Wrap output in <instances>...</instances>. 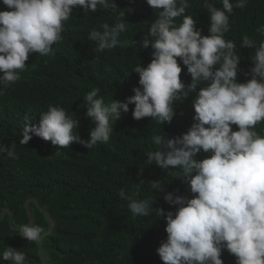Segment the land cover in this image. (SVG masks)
I'll list each match as a JSON object with an SVG mask.
<instances>
[{
	"label": "clouds",
	"instance_id": "1",
	"mask_svg": "<svg viewBox=\"0 0 264 264\" xmlns=\"http://www.w3.org/2000/svg\"><path fill=\"white\" fill-rule=\"evenodd\" d=\"M146 3L156 18L144 25L141 40L130 42L123 38L128 31L125 10L115 0H2L0 95L20 82L30 55L41 59L55 55L53 46L63 41L74 9L111 10L115 16L114 23H102L87 37L97 58L129 43L152 50L146 67L141 63L132 69L139 75L134 95L106 102L99 87L84 95L86 118L93 125L89 140L74 131L79 127L77 118L50 104L38 123L25 117L20 144L27 145L35 136L60 149L78 142L91 150L110 141L113 124L130 111V105H134V120L149 118L164 126L176 117V102L191 97L194 115L187 131L173 137L154 133L150 137L154 148L145 154L146 165L175 176L188 194H181L179 187L164 194L163 200L173 209L167 211L154 208L156 201L150 196L141 197L139 187L131 193L122 188L118 195L127 201L134 219L155 213L165 221L167 238L156 249L163 264H224L225 251L235 257V264H264V134L256 130L264 126V39L243 35L239 47L254 49L253 66L247 73L251 78L239 82L241 55L236 41L226 38L234 10L245 9L248 0H220L221 7L204 0L202 7L210 17L208 35L202 34L189 14L191 0ZM255 31L264 37V25ZM184 68L190 83L181 78ZM5 153L18 158L12 146L0 144V154ZM202 153L204 157L198 158ZM144 169L142 165L139 174ZM140 184L165 192L163 179ZM18 232L28 242L43 239V229L37 225H21ZM3 261L25 264L26 255L6 246L0 253Z\"/></svg>",
	"mask_w": 264,
	"mask_h": 264
},
{
	"label": "trees",
	"instance_id": "2",
	"mask_svg": "<svg viewBox=\"0 0 264 264\" xmlns=\"http://www.w3.org/2000/svg\"><path fill=\"white\" fill-rule=\"evenodd\" d=\"M115 2L125 10L128 31L123 38L130 42L141 40L146 31L144 25L156 18L154 10L146 0ZM209 2L221 7L220 0ZM191 3L189 14L197 20L202 34L208 35L210 17L202 7L204 0ZM0 10H5L2 0ZM74 14L66 22L63 41L58 47L53 46L55 55L43 59L30 55L20 82L0 95V144L12 146L18 157L0 154V253L11 246L25 253V264H163L156 249L167 238L165 221L156 218L155 213L134 219L127 201L121 200L118 193L122 188L131 193L139 187L141 197L150 196L156 201L154 208L163 207L166 211L173 209L163 200L164 194L177 187L181 194H188L175 176L158 166L146 165L145 154L154 148L150 140L154 133L165 132L173 137L187 131L194 115L191 97L176 102L177 115L164 126L149 118L134 120V105H130V111L113 124L110 141L98 143L91 150L78 142L60 149L35 136L27 145L20 144L25 117L38 123L40 113L47 111L50 104L63 107L69 116L77 118L79 127L74 131L89 140L93 125L86 118L84 95L99 87L106 102L125 100L135 94L133 89L138 86L139 75L132 69L141 63L146 67L151 61V48L144 49L138 43L114 48L97 58L87 37L102 23H114L113 12L100 9L85 13L78 8ZM230 21L231 31L226 38L237 43L241 55L238 80L246 82L251 78L247 73L253 66L254 49L239 45L244 34L264 39L255 31L264 25V0H248L245 9L234 10ZM181 78L190 83L186 68ZM256 130L264 134V126L258 125ZM142 165L145 169L139 174ZM161 179L164 193L154 190L155 193L140 184L141 180ZM24 224L40 226L42 241L21 238L18 228ZM222 259L224 264H235V257L227 251Z\"/></svg>",
	"mask_w": 264,
	"mask_h": 264
},
{
	"label": "bare ground",
	"instance_id": "3",
	"mask_svg": "<svg viewBox=\"0 0 264 264\" xmlns=\"http://www.w3.org/2000/svg\"><path fill=\"white\" fill-rule=\"evenodd\" d=\"M54 52H55V51H54ZM53 56H54V55H50V56H48V58H51V57H53ZM48 58H47V59H48ZM36 60H37V59H36ZM46 64H48V62H47ZM50 73H51V72H46L47 75H48V74L50 75ZM47 85H49V84H47Z\"/></svg>",
	"mask_w": 264,
	"mask_h": 264
}]
</instances>
